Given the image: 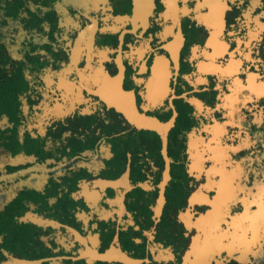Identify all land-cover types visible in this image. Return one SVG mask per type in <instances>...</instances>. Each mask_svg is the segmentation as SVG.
<instances>
[{"label":"flooded vegetation","instance_id":"flooded-vegetation-1","mask_svg":"<svg viewBox=\"0 0 264 264\" xmlns=\"http://www.w3.org/2000/svg\"><path fill=\"white\" fill-rule=\"evenodd\" d=\"M261 91L264 0H0V264H224Z\"/></svg>","mask_w":264,"mask_h":264},{"label":"rangeland","instance_id":"rangeland-1","mask_svg":"<svg viewBox=\"0 0 264 264\" xmlns=\"http://www.w3.org/2000/svg\"><path fill=\"white\" fill-rule=\"evenodd\" d=\"M255 74L259 76L258 72ZM256 84L258 86L260 83L256 81ZM262 93L264 91L258 92L257 95ZM260 121L261 119L258 117V150L256 152V173L254 180L256 196L254 198L249 197V192L247 191L245 200H243L241 206L239 205L241 209L236 210L230 216L228 225L225 226V228H229L231 231L229 239L225 246H221L220 249L209 253L208 262L216 257L217 254L221 255V252L224 251L226 256L224 264H264V124H261ZM241 168L243 171V167ZM248 189V187L245 188V190ZM250 189L252 193L253 187ZM227 216H229V212L225 209L223 215L224 222ZM204 241L205 247L212 245V241L209 244L206 239Z\"/></svg>","mask_w":264,"mask_h":264}]
</instances>
